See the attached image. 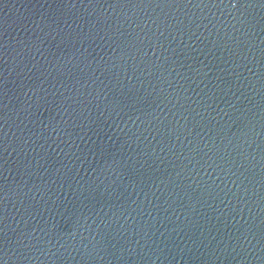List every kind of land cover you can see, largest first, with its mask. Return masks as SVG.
<instances>
[{
    "label": "water",
    "instance_id": "95a60500",
    "mask_svg": "<svg viewBox=\"0 0 264 264\" xmlns=\"http://www.w3.org/2000/svg\"><path fill=\"white\" fill-rule=\"evenodd\" d=\"M0 264H264V0H0Z\"/></svg>",
    "mask_w": 264,
    "mask_h": 264
}]
</instances>
